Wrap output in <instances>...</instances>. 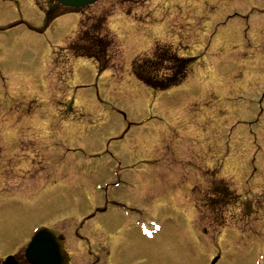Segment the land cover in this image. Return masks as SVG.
<instances>
[{"label": "rangeland", "instance_id": "obj_1", "mask_svg": "<svg viewBox=\"0 0 264 264\" xmlns=\"http://www.w3.org/2000/svg\"><path fill=\"white\" fill-rule=\"evenodd\" d=\"M40 8L74 12L0 0V257L38 226L123 228L98 213L121 193L159 223L174 264H264V0H101L84 9L110 11L101 74L61 52L80 15L46 27ZM156 44L185 75L163 92L130 72ZM203 194L220 202L205 238Z\"/></svg>", "mask_w": 264, "mask_h": 264}, {"label": "flooded vegetation", "instance_id": "obj_2", "mask_svg": "<svg viewBox=\"0 0 264 264\" xmlns=\"http://www.w3.org/2000/svg\"><path fill=\"white\" fill-rule=\"evenodd\" d=\"M116 194L114 198H104L105 206L98 210L103 215L109 211L120 214L124 220L123 228L101 229L94 234L90 231L83 237L81 229L69 233V238L58 232V241L63 245L67 255L65 264H174L171 259V247L166 240H147L141 233V225L149 226L150 223H159L150 216L145 208H138ZM209 195L203 194L201 204L205 207L203 225L201 231L203 236L210 230L209 215L210 208ZM95 215H90L82 221L80 227L91 221ZM160 231V230H159ZM31 233H24L21 243L18 244L12 253L0 257V264H4L7 258H12L11 264H30L25 256V250L29 244ZM158 233V232H157ZM90 240H86L85 238ZM74 246V255L70 248Z\"/></svg>", "mask_w": 264, "mask_h": 264}, {"label": "trees", "instance_id": "obj_3", "mask_svg": "<svg viewBox=\"0 0 264 264\" xmlns=\"http://www.w3.org/2000/svg\"><path fill=\"white\" fill-rule=\"evenodd\" d=\"M108 10L104 9L83 17L76 34L66 46V53L69 56L91 60L96 65L98 73L109 69L113 55L111 53L109 57L108 52L112 51L115 45L113 37L106 29L110 12ZM44 16L47 25L57 17L54 11L49 9L45 11ZM178 60L172 53L156 44L148 56L138 57L132 62L131 75L153 91H165L178 86L185 78L180 70L172 67ZM165 72L168 76L164 75Z\"/></svg>", "mask_w": 264, "mask_h": 264}, {"label": "water", "instance_id": "obj_4", "mask_svg": "<svg viewBox=\"0 0 264 264\" xmlns=\"http://www.w3.org/2000/svg\"><path fill=\"white\" fill-rule=\"evenodd\" d=\"M56 1L60 5H63L65 7L79 8V7H82L86 4L93 3L97 0H56ZM48 239L55 242L56 243L55 245L59 249L61 248L60 244L56 241L55 235L52 232L45 230V229H40L39 231H37L36 235L32 239V243L28 249L29 250L28 256L32 255L31 253L34 252L35 255L37 256V258L42 259L43 256H46L47 259L51 262L53 260L55 249H54V247L47 245ZM215 261L216 260H214L213 263Z\"/></svg>", "mask_w": 264, "mask_h": 264}]
</instances>
